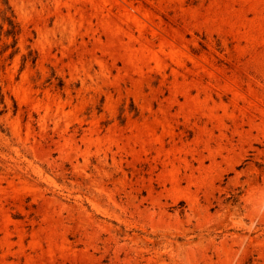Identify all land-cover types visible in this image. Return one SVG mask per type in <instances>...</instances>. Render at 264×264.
I'll use <instances>...</instances> for the list:
<instances>
[{"label":"rangeland","instance_id":"374dc122","mask_svg":"<svg viewBox=\"0 0 264 264\" xmlns=\"http://www.w3.org/2000/svg\"><path fill=\"white\" fill-rule=\"evenodd\" d=\"M0 87V264H264V0H0Z\"/></svg>","mask_w":264,"mask_h":264},{"label":"trees","instance_id":"16d2710c","mask_svg":"<svg viewBox=\"0 0 264 264\" xmlns=\"http://www.w3.org/2000/svg\"><path fill=\"white\" fill-rule=\"evenodd\" d=\"M5 20H7V22L9 23V25L11 27L10 29H8L6 31V35L7 36H12L14 38V40H15V43H16V40H17L16 39V35L18 34V32L16 31V25L13 22L12 18L11 17H8L7 15L5 17ZM33 63H35V59H33ZM0 104L3 105V109L0 110V116H1L7 110V105H6V102H5V97H4V94L2 92L1 87H0ZM14 106H15V110H16V103L15 102H14Z\"/></svg>","mask_w":264,"mask_h":264}]
</instances>
